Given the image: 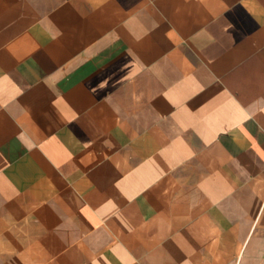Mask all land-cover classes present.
<instances>
[{
	"label": "crops",
	"instance_id": "obj_1",
	"mask_svg": "<svg viewBox=\"0 0 264 264\" xmlns=\"http://www.w3.org/2000/svg\"><path fill=\"white\" fill-rule=\"evenodd\" d=\"M0 264H264V0H0Z\"/></svg>",
	"mask_w": 264,
	"mask_h": 264
}]
</instances>
